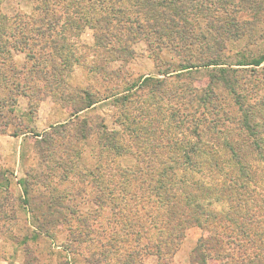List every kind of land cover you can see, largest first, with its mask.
I'll use <instances>...</instances> for the list:
<instances>
[{
  "label": "trees",
  "instance_id": "1",
  "mask_svg": "<svg viewBox=\"0 0 264 264\" xmlns=\"http://www.w3.org/2000/svg\"><path fill=\"white\" fill-rule=\"evenodd\" d=\"M32 1L35 2L33 15L27 18L18 15L8 18L0 14L2 36L10 27V22L15 24L10 33L11 42L7 39L3 41L2 36L0 37V55L7 51L10 58L11 54L27 51L32 55V49L38 48L47 61L48 46L54 51L58 48L64 50V35L70 31L81 32L88 26L96 31L98 48L104 47L101 45L104 40L99 37V33L103 32L104 34H101L104 39L118 38L119 34H122L121 40L128 44L133 41L134 36L145 40L148 47L156 51L159 63L162 62L160 55L163 52L173 53L176 59H179L172 71L176 72V78H181L188 72H196L200 68L215 69L214 74L208 75V83L204 88L180 86V93L172 88L168 89L166 78L172 75L168 76L170 73H167V70L161 72L164 73L161 79L148 77L140 85L134 86L135 91L145 90L147 86L151 94L144 100L146 107L141 108L142 111L146 110L143 114L147 126L153 124V118H157L156 121L160 124L165 122L166 118L162 116V112L170 111L168 123L177 124V128L181 122H189L190 126L193 123L191 133L195 138L153 140L150 138L153 133H148L146 125L140 124L142 121L138 120V116L137 120L133 118L134 122L129 123L137 126L138 134L129 138L133 145L127 149L123 145L124 138H117V133L111 132L105 135V138H99L98 146L114 153L110 160L114 170L108 169L105 187L98 185V192L92 199L100 209L107 205L112 207V223L118 225L119 229L110 233L103 242V263L109 264L113 261V264H141V256L148 255H154L160 260L173 252L188 228L197 226L211 234L210 241L215 246L217 255L221 254L223 249L219 237L224 236L225 240L222 241L226 247L231 245L232 251L237 249L232 255L222 254L221 260L229 259L234 264H264V255L260 254V250L264 248V189L258 187L264 186V132L261 138L258 137L259 123L263 122L264 131V53L251 59L244 57L235 62V66L250 67L248 71L244 68L233 69V64L227 62V43L242 40L247 35L251 38L254 34L255 25L232 17L239 11L238 5L247 1ZM249 1L250 8L259 3L258 0ZM123 2H128L130 7L122 6ZM112 3H120L121 6L107 11L106 4ZM213 5L216 8H211ZM199 18L205 20L204 27L197 26ZM17 47L22 48L19 50ZM60 63L63 67L66 65L65 60H60ZM54 66L52 73L56 74ZM17 74L19 72L15 73ZM2 78L0 118L3 117L4 109L12 113L13 110L9 107H13L16 102L12 91L5 93L9 79L4 76ZM57 82L59 86H64L63 80L57 79ZM20 85L13 84L15 92L18 88L22 89ZM25 86H22L23 92H20L23 96L28 90ZM131 89L132 87L119 98L125 105L130 103ZM217 90L224 92L228 98L222 95L224 106L214 104L218 96ZM98 101L89 100L80 110L87 109ZM173 101H177L175 107L172 106L174 109L171 107ZM151 109L153 113L150 112ZM200 110L202 116L198 117L197 112ZM217 111L223 113V119L220 118L222 124L209 127V132L215 128L223 133L225 130L227 135L231 128L227 127L225 122H230L235 124L233 130L241 135L200 138L198 122H206L208 115L210 118L216 117ZM7 127L8 122L0 124V133H6ZM244 144L250 145L257 154V161L247 158L246 152L242 150ZM133 150L148 156L151 154L149 160L157 164L156 168H148L146 172L140 173L122 167L121 159L133 154ZM75 153L77 157L79 152ZM205 170L209 174L205 175ZM102 171H98L94 176V182L99 183L101 181L98 180L105 177ZM133 181L138 183L135 191L131 189ZM223 202L227 205V210L217 211L210 208L213 203L220 205ZM145 204L150 207V211H144ZM146 222L157 231L156 239L148 240L144 237L150 228H145ZM94 231L90 230L89 234L92 235ZM103 235L102 230L95 235L98 239L90 236L86 242L94 243ZM200 247L202 248L198 246L195 249L194 255L197 254L201 257L202 264H206L212 256L210 258V254ZM131 248L137 251L129 253ZM119 252L121 253L118 255Z\"/></svg>",
  "mask_w": 264,
  "mask_h": 264
},
{
  "label": "rangeland",
  "instance_id": "2",
  "mask_svg": "<svg viewBox=\"0 0 264 264\" xmlns=\"http://www.w3.org/2000/svg\"><path fill=\"white\" fill-rule=\"evenodd\" d=\"M245 1L247 2L238 5L239 11L232 17L255 25L254 34L251 38L247 35L242 40L227 43V62L233 64V69L244 68L248 71L250 67L235 66V62L264 53V0H258L259 3L251 8L250 1ZM34 5L32 0H0V14L8 18L16 15L27 18L33 15ZM120 6V3L106 4V10ZM122 6L130 7L128 2H123ZM211 8L216 7L213 5ZM205 23L204 19L199 18L197 26L204 27ZM9 26L3 36L0 32L3 41H12L10 33L15 24L10 22ZM101 33L103 32L99 33V37L104 40L101 44L103 48L97 47L96 31L88 26L81 32H67L63 41L66 49L58 48L54 51L48 46L46 54L49 56L45 54L47 61L38 48L32 49V55L28 51L11 54V58L8 51L0 55V80L3 76L9 79L5 93L12 91L16 98L14 106L9 107L13 112L8 113L4 109L3 117L0 118V124L8 122L6 133H0V241L3 243L0 256H4V259L15 257L19 264H106L101 255L103 242L110 233L119 229L118 225L112 223V207L107 205L100 209L92 199L98 192V185L105 187L108 169L114 170L110 162L114 153L98 146L99 138H105V135L114 132L117 133V138H124V148L133 145L129 138L138 134L137 126L130 125L134 122L133 118L137 120L138 116L143 126L147 122L143 114L146 110L142 111L141 108L146 107L144 100L151 94L147 86L145 90L134 89L145 78L161 79L164 77L161 72L167 70L170 73L168 76L172 75L166 78L167 88L180 93V86L204 88L208 83V75L215 73L212 67L200 68L176 78V72L172 71L179 59L173 53L163 52L160 55L162 62L159 63L156 51L148 47L145 40L134 36L133 41L128 44L121 40L122 34L118 38L104 39ZM17 48L21 50L22 47ZM60 60L66 61L64 67ZM53 66L56 74L62 77L52 73ZM16 72L19 74L15 75ZM57 79L63 80L64 86L56 84ZM14 83L26 85L25 89L28 90L25 91V96L20 93L23 92L21 85L22 91L19 88L17 92L14 91ZM131 87L130 103L125 105L119 98ZM216 93L218 96L214 104L224 106V92L217 90ZM89 100L99 101L81 111L80 108L85 107ZM171 104V107H175L177 101ZM150 112L153 113V110ZM168 112H162L165 122L160 124L156 121L157 118H153V124L145 126L148 133H153L150 138L158 141L195 138L191 133L193 123L190 126L189 122H181L177 128V124L168 123ZM126 113L132 117H128ZM215 114L217 116L212 118L208 115L206 122H198L200 138L241 135L233 130L235 124L230 122H225L231 128L227 135L225 130L223 133L215 128L209 132V127L222 124L220 118L223 119V113L217 111ZM197 115L201 117L202 111L197 112ZM262 124L263 122L259 123L258 127L259 138L264 132ZM242 150L246 152L247 158L257 161V154L250 145L244 144ZM77 151L79 155L76 157ZM131 152L133 154L121 159L122 167L143 173L148 168H156L157 164L149 160L151 154L148 156L136 150ZM101 170L105 177L96 183L94 176ZM204 174L209 173L205 170ZM137 186V182L131 183L133 191ZM258 187L264 189L263 185ZM213 204L210 208L227 210L224 202L220 205ZM144 207V211H150L146 204ZM146 223L145 228L149 226ZM93 229L95 231L90 235L89 232ZM102 230V238L91 244L86 242L90 236L98 239L95 235ZM146 232V239H156V230L150 227ZM210 238V233L192 226L185 231L184 237L170 255L160 260L154 255L141 256V264H202L201 257L194 255L198 246H202L200 248L209 253L210 258L212 256L206 264H234L229 259L221 260V256L225 253L232 255L237 249L232 251L233 247H226L222 241L225 240L224 236L219 237L223 249L217 255ZM130 251L129 253H134L137 250L131 248ZM248 253L250 254L249 251ZM260 254L264 255V248L260 250ZM110 262L109 264H113V261Z\"/></svg>",
  "mask_w": 264,
  "mask_h": 264
},
{
  "label": "crops",
  "instance_id": "3",
  "mask_svg": "<svg viewBox=\"0 0 264 264\" xmlns=\"http://www.w3.org/2000/svg\"><path fill=\"white\" fill-rule=\"evenodd\" d=\"M17 157H18V152H17ZM0 247H3V243L1 241H0ZM14 258L8 260L7 258L4 259V256L1 255L0 256V264H19V261L15 260Z\"/></svg>",
  "mask_w": 264,
  "mask_h": 264
}]
</instances>
